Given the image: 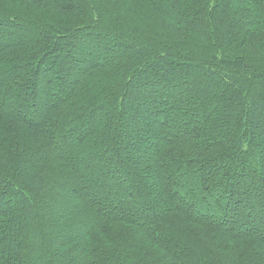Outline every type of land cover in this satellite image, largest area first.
<instances>
[{"label":"trees","instance_id":"obj_1","mask_svg":"<svg viewBox=\"0 0 264 264\" xmlns=\"http://www.w3.org/2000/svg\"><path fill=\"white\" fill-rule=\"evenodd\" d=\"M0 264H264V0H0Z\"/></svg>","mask_w":264,"mask_h":264}]
</instances>
